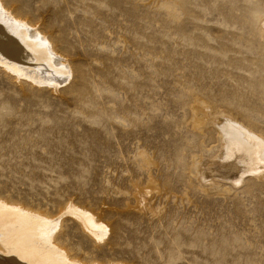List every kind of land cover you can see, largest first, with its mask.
Segmentation results:
<instances>
[{
  "label": "rangeland",
  "instance_id": "374dc122",
  "mask_svg": "<svg viewBox=\"0 0 264 264\" xmlns=\"http://www.w3.org/2000/svg\"><path fill=\"white\" fill-rule=\"evenodd\" d=\"M0 10L53 55L0 59V216L42 222L61 264H264V163L216 173L224 121L264 140V0Z\"/></svg>",
  "mask_w": 264,
  "mask_h": 264
},
{
  "label": "bare ground",
  "instance_id": "6f19581e",
  "mask_svg": "<svg viewBox=\"0 0 264 264\" xmlns=\"http://www.w3.org/2000/svg\"><path fill=\"white\" fill-rule=\"evenodd\" d=\"M5 18L2 17L0 12V59H6L8 57L11 58L10 55H14L20 56L19 59L21 60L18 61H27L31 63L28 64L29 66L35 67L36 69L41 68L42 70L43 66L44 68L46 66L49 68L52 67L53 55L51 56L45 47L40 46L42 42H39L40 44L31 43L30 46H27L29 43L28 41L31 39L28 40L25 33L26 31H23L19 27H17V25L20 23L17 22L18 24L15 25L13 21H6L8 17L6 19ZM8 20L11 21V19ZM23 26H21V28ZM47 63H50V65H48ZM241 127L236 123L230 122L228 120L223 122V128L225 130L227 139L226 141L228 144L227 152L229 153V156H231V158L234 157V160L232 161V163L228 161L230 163H228V165L226 164V166H224L223 168H220L216 165L217 168H220L218 169L220 171L216 172L217 174L219 172H222L223 174H225V176L233 175L239 172V168L241 167H239V165H245V169H251L257 167L255 164L264 163V140H258V137L253 136ZM1 210H3L2 207L0 208V211ZM2 215L3 216H0V240H2L3 243L10 247V254H8L7 257L0 256V264L31 263L33 262V259L36 258V256L37 258H40L42 256L41 258L46 259L47 263L51 261L53 263L55 262L56 264L62 263L60 260L61 256L59 257L55 254L56 250L53 249L52 244H49L47 239H42L37 234V228L36 226L34 227V223L42 225V222L40 223L38 221V223L32 219L26 221L27 218L26 220H20L17 219L19 216L16 217L13 214ZM22 218L24 219V217Z\"/></svg>",
  "mask_w": 264,
  "mask_h": 264
},
{
  "label": "snow or ice",
  "instance_id": "6c2138e0",
  "mask_svg": "<svg viewBox=\"0 0 264 264\" xmlns=\"http://www.w3.org/2000/svg\"><path fill=\"white\" fill-rule=\"evenodd\" d=\"M97 239H100V237H97Z\"/></svg>",
  "mask_w": 264,
  "mask_h": 264
}]
</instances>
